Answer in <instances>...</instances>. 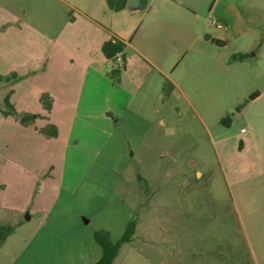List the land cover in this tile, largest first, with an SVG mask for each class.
Listing matches in <instances>:
<instances>
[{
	"label": "crops",
	"instance_id": "1",
	"mask_svg": "<svg viewBox=\"0 0 264 264\" xmlns=\"http://www.w3.org/2000/svg\"><path fill=\"white\" fill-rule=\"evenodd\" d=\"M0 11L6 50L28 59L17 73L12 68L11 82L0 75V88H8L3 100L15 112L17 101L8 99L12 88L31 81V74L39 80L29 85L37 89L42 114L17 109L31 117L23 128H53L70 137L87 129L109 134L125 125L135 99L154 87L178 89L188 103L196 100L208 111L206 118L209 104L231 103L229 132L218 130L224 175L244 213L263 215L261 226L250 224L249 230L254 244L264 247V0H0ZM115 41L122 44L123 66L112 72L102 46ZM38 118L41 125L30 127ZM140 198L128 197L127 216L141 206ZM38 213L44 221L22 230L29 263L98 261L101 249L90 221L47 223L49 212ZM129 218L96 230L116 241ZM137 230L138 224L133 237ZM133 240L112 264H124L120 251ZM254 259L264 264V255Z\"/></svg>",
	"mask_w": 264,
	"mask_h": 264
},
{
	"label": "rangeland",
	"instance_id": "2",
	"mask_svg": "<svg viewBox=\"0 0 264 264\" xmlns=\"http://www.w3.org/2000/svg\"><path fill=\"white\" fill-rule=\"evenodd\" d=\"M4 15L0 11L1 30ZM23 58L9 54L0 35L6 81L28 60ZM30 77L8 99L17 101V109L42 114L37 89L29 85L38 76ZM6 89L0 88V227L10 231L0 244V264H32L22 230L44 221L41 210L49 212L47 223L90 221L94 232L130 217L138 230L120 251L124 264H257L254 258L264 255L249 230L250 224L261 226L263 215L245 214L236 204L222 166L218 132L229 128L217 119L230 117L231 103L209 104L206 118L208 111L196 100L188 103L178 89L154 87L135 99L125 125L109 134L87 129L51 136L6 114ZM42 122L32 119L29 126ZM131 194L141 196V206L127 216Z\"/></svg>",
	"mask_w": 264,
	"mask_h": 264
},
{
	"label": "trees",
	"instance_id": "3",
	"mask_svg": "<svg viewBox=\"0 0 264 264\" xmlns=\"http://www.w3.org/2000/svg\"><path fill=\"white\" fill-rule=\"evenodd\" d=\"M218 43L219 42H216V44ZM121 51H122V44L118 41L108 42V43L103 44L102 46V52L104 56L107 58H112L116 53H119ZM253 97H254V94L251 95L249 98L251 99ZM40 100L43 104H45L46 97L42 95ZM5 107L9 108L6 114L15 115V112L9 106L7 100H5ZM19 120L22 124H27V122L31 120V117L28 115H20ZM229 120H230L229 117H226L221 120V123L223 125H227ZM51 129H52L51 131L48 128L40 129V133L49 134L51 136H56L55 130L53 128ZM135 228H136L135 221L134 220L129 221L126 224L121 236L116 241H112L105 232H102V231L94 232V239L96 243L100 246L101 255L98 261L93 264H112L120 247L131 241L134 235V232H135ZM9 231L10 230L7 228L0 227V244L3 242L5 236L9 233Z\"/></svg>",
	"mask_w": 264,
	"mask_h": 264
},
{
	"label": "built area",
	"instance_id": "4",
	"mask_svg": "<svg viewBox=\"0 0 264 264\" xmlns=\"http://www.w3.org/2000/svg\"><path fill=\"white\" fill-rule=\"evenodd\" d=\"M212 25H216L218 27L221 26V24L217 23L216 21L211 22ZM123 66V58L121 53H116L112 58H111V71L114 72L118 69H121Z\"/></svg>",
	"mask_w": 264,
	"mask_h": 264
},
{
	"label": "water",
	"instance_id": "5",
	"mask_svg": "<svg viewBox=\"0 0 264 264\" xmlns=\"http://www.w3.org/2000/svg\"><path fill=\"white\" fill-rule=\"evenodd\" d=\"M25 219L27 220L28 219V216H26Z\"/></svg>",
	"mask_w": 264,
	"mask_h": 264
}]
</instances>
